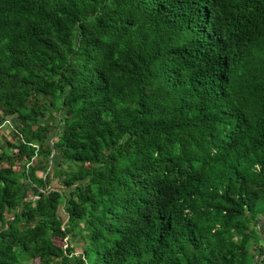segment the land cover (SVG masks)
Returning a JSON list of instances; mask_svg holds the SVG:
<instances>
[{
	"label": "trees",
	"instance_id": "1",
	"mask_svg": "<svg viewBox=\"0 0 264 264\" xmlns=\"http://www.w3.org/2000/svg\"><path fill=\"white\" fill-rule=\"evenodd\" d=\"M5 117L0 264H264V0H0Z\"/></svg>",
	"mask_w": 264,
	"mask_h": 264
},
{
	"label": "rangeland",
	"instance_id": "2",
	"mask_svg": "<svg viewBox=\"0 0 264 264\" xmlns=\"http://www.w3.org/2000/svg\"><path fill=\"white\" fill-rule=\"evenodd\" d=\"M50 114H52L51 115V117H52V121L50 122L51 124H58V121L55 119V120H53V116H56V114H55V112L54 111H51V113ZM50 117V116H49ZM10 119V121L12 122V124H13V126L15 125V121L13 120V118H9ZM50 119V118H49ZM53 121H54V123H53ZM1 122V121H0ZM10 128L7 126V125H0V143L2 144L3 143V141H4V139H6V137L8 138L9 137V139L11 138L12 140H13V138L15 139V137L13 136L12 137V135H11V132H10V130H9ZM56 130V127H50L49 128V130ZM49 137V143H51V141H54L55 140V138H56V134H54V135H52V136H48ZM56 152H52L51 154H50V159L51 160H54V158L56 157ZM34 160H33V162H32V164H39V162L42 160L41 159V157L40 156H34V158H33ZM48 165L50 166V168L52 167V163H48ZM47 165V166H48ZM46 166V167H47ZM18 167V164H17V162L15 163V168H17ZM53 168V167H52ZM37 175H41V173H42V171H40V170H36V172H35ZM52 177H51V179H50V181L48 182V186H59V183H57V180H56V178L54 177V175L52 174L51 175ZM36 190V188L34 187V186H31L30 187V189H27V190H25L24 191V195H26V196H30V194L31 193H34V191ZM263 202H264V200H263ZM262 209L263 208H259V207H257V211H256V217H259V220L257 221V223H256V225H255V227L256 228H258V230H259V232H261V233H263L264 232V215H262V216H260L261 215V213H262ZM56 214H57V216H58V218L60 219V221L61 222H64L65 221V218H66V213H65V211H64V205H63V202H60L59 203V205L57 206V209H56ZM254 225H251V228L253 227ZM56 242L58 243L59 242V240L58 239H56ZM80 243V240L78 239V238H75L74 240H72V239H70L69 238V243H72V244H74V243ZM249 248H250V250H251V246H249ZM74 250L75 251H77V250H79V247L77 246V245H75V247H74ZM33 262H35V259H33L32 260Z\"/></svg>",
	"mask_w": 264,
	"mask_h": 264
},
{
	"label": "built area",
	"instance_id": "3",
	"mask_svg": "<svg viewBox=\"0 0 264 264\" xmlns=\"http://www.w3.org/2000/svg\"><path fill=\"white\" fill-rule=\"evenodd\" d=\"M0 125H7L10 129H13V130L16 131V129L14 128L12 122H11L10 119L7 118V117H5V118H3V119L1 120ZM16 133H17V131H16ZM19 136H20V135H19ZM34 156H35V155H32V156H31V158L29 159V162H28V163H30V162L32 161V159L34 158ZM49 169H51V168H50V166L48 165V166L46 167V170H49ZM44 173H45V172H42V173H41V176H43ZM62 242H63V243H62V246L64 247V246L66 245V242H67V240H66V236H64V237L62 238Z\"/></svg>",
	"mask_w": 264,
	"mask_h": 264
}]
</instances>
